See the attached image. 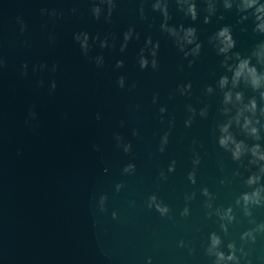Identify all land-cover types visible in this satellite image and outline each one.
<instances>
[{
  "label": "water",
  "instance_id": "1",
  "mask_svg": "<svg viewBox=\"0 0 264 264\" xmlns=\"http://www.w3.org/2000/svg\"><path fill=\"white\" fill-rule=\"evenodd\" d=\"M153 2L115 0L106 20L107 5H101L99 19L92 14L99 0H0V264H214L215 257L206 252L212 232L221 236L226 254L227 244L235 243L240 264H264V232H256L255 241L241 239L264 223V205L251 206L249 217L236 204L241 193L252 190L244 181L256 166L245 167L248 156L243 164L234 161L218 144L217 124L226 117L220 112L223 95L217 81L225 69L223 56L208 42L230 25L233 51L249 55L264 34L253 31L251 19L241 22L235 8L224 9L222 0L208 23L205 0H196L195 21L168 0V23L196 27L202 42L189 66L192 57L185 58L161 31L162 13L153 10ZM52 10L55 15L49 14ZM18 18L26 25L23 31ZM129 27L134 35L122 52ZM81 31L90 36L87 56L74 39ZM149 36L159 42L156 70L138 63ZM105 37L109 46L101 48L99 40ZM96 56H103L102 65ZM118 60L122 67H116ZM120 76L125 77L123 88ZM189 82V93L181 95L179 86ZM240 87L246 97L254 94ZM189 104L196 114L186 126ZM205 106L207 115L201 116ZM232 130L238 139L254 142L235 126ZM165 132L168 143L161 152ZM117 134L131 143L130 152L117 145ZM260 143L264 149V138ZM196 154L200 163L194 165ZM173 161L175 170L169 172ZM128 163L135 164L134 173L123 171ZM192 171L195 183L188 178ZM118 183L123 185L119 191ZM204 188L212 194V208ZM152 194L169 207L168 215L148 207ZM101 195L107 197L105 211L99 208ZM185 207L189 214L182 216ZM229 207L231 223L216 213ZM221 223L227 224V233Z\"/></svg>",
  "mask_w": 264,
  "mask_h": 264
},
{
  "label": "clouds",
  "instance_id": "2",
  "mask_svg": "<svg viewBox=\"0 0 264 264\" xmlns=\"http://www.w3.org/2000/svg\"><path fill=\"white\" fill-rule=\"evenodd\" d=\"M179 9L184 13L185 17H189L191 20L195 21L198 18V8L196 0H175ZM206 2V13L204 17V22H210V19L217 12V0H205ZM224 9L231 10L235 8L237 14L239 15L240 21L251 19L254 24L253 31L264 34V2L261 0H222ZM101 5H107V15L106 20H110L112 12L116 6L115 0H99L98 4H95L91 11L94 17L100 18L104 9ZM153 10H158L162 13L163 21L160 24V29L162 32L167 33L172 37L177 49L183 53L185 58L192 57L188 60L189 66H191L195 58L199 57L202 42L199 41L197 35V28L194 26H184L180 24L179 26L171 25L168 21L171 19L168 10V0H154L152 4ZM47 9H41V12H47ZM75 11V9H73ZM141 15L143 16L144 8L141 4L140 8ZM50 15H55V10H52ZM223 18L222 16L220 17ZM18 22L21 23V31L24 30L26 25L23 24L18 18ZM134 28L129 27L127 31L123 33V43L120 45V50L123 52L127 47L130 39L133 38ZM136 38L139 39V34L136 33ZM74 39L77 41L81 47L84 55L87 56L90 51L91 45L89 43L90 36L87 31H81L74 34ZM94 40L99 39V36L93 38ZM208 42L215 48L218 55L223 56L221 61V66L225 69V74L221 75L217 81V86L223 95L222 107L220 112L226 117V120L219 122L217 128L219 130L218 144L225 151L231 153V157L234 161H238L243 164V158L248 156V165L245 167H250L255 165L256 170L252 171L244 183L250 187L251 191H245L237 198L236 204L241 205L244 209L245 215L251 217L252 211L251 206L264 205V149L260 143L262 137L261 129H264V104L259 101H264V40H261L255 45L249 55H242L238 51H233L236 45V41L232 34V27L230 25H224L219 28L215 33H213L209 38ZM100 47H108L109 40L105 37L103 40H99ZM114 47V43L111 45ZM158 49L159 42H153L151 36H149L144 46L140 49L138 54V63L141 69L151 67L156 70L159 67L158 64ZM95 62L98 66L102 65L104 62L103 56H96ZM255 59V63H252ZM2 63V61H0ZM123 60H118L116 62V67L123 66ZM41 68L44 65L40 66ZM179 67H183L180 65ZM27 68V64L24 65ZM56 65H53L52 70L55 71ZM231 73V76L228 75ZM43 81H41V84ZM229 84L231 86L229 87ZM118 85L123 88L125 86V77L120 76L118 79ZM243 88H250L254 93L251 96L246 97ZM135 85H133L134 87ZM56 87L55 82L52 83L51 90ZM191 83L180 85L178 91L181 95L189 93L191 89ZM214 89L212 85H208L206 92L211 94ZM157 97H153V102H156ZM188 111L192 114L186 121L185 125L190 126L192 124V117L196 114V109L192 105H188ZM160 113H164L166 108L161 106L159 109ZM199 114L201 116L207 115V106L200 109ZM36 113L34 111H29V117L34 119ZM99 118V117H98ZM27 122V121H26ZM235 126L241 134L245 137L251 138L254 142L249 144L245 139H238L237 134L232 130ZM136 131H133V135H136ZM169 133L165 132L161 136L160 148L159 150L163 152L165 150V145L168 143ZM116 141L118 146H122L125 152L131 151V143H125L123 137L119 134L116 135ZM200 157L198 154L195 155L193 159V164H199ZM175 170V161H173L169 167L168 171ZM106 171V169H105ZM125 173H134L135 164L128 163L123 168ZM238 174V173H237ZM160 176L163 179H167L163 171L160 172ZM188 178L192 183L196 182L195 171L189 172ZM123 187L122 184L118 183L116 185V190L119 191ZM203 194L209 197V202L207 207L212 208L211 198L212 194L207 188H204ZM195 193L190 196L186 195V199H192ZM107 197L101 195L99 197V208L101 211H105V201ZM147 205L149 208L154 207L161 216H166L169 214V207L158 199L155 194H152L148 200ZM217 215H219L221 221L232 222L234 219L232 208L229 207L221 211L216 209ZM189 214V209L185 207L181 215L187 216ZM117 213L113 211L112 216L115 218ZM211 215V213H209ZM221 228L225 233H227V224L221 223ZM256 232H264V223L259 224L256 228L249 229L241 234V239L244 241L252 240L255 241ZM210 243L206 248V252L209 256L215 257L214 264H240L241 257L237 256V248L234 242H229L227 248L229 252L226 254L221 250L222 238L216 232L210 233L209 236ZM181 246H185V242L180 241ZM239 251L243 254L244 249L241 247Z\"/></svg>",
  "mask_w": 264,
  "mask_h": 264
}]
</instances>
